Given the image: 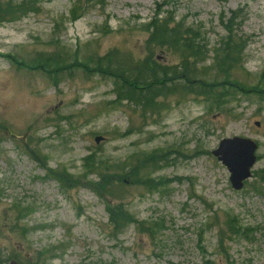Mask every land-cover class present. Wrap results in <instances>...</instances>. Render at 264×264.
I'll use <instances>...</instances> for the list:
<instances>
[{"label": "rangeland", "instance_id": "374dc122", "mask_svg": "<svg viewBox=\"0 0 264 264\" xmlns=\"http://www.w3.org/2000/svg\"><path fill=\"white\" fill-rule=\"evenodd\" d=\"M34 1L0 24V261L264 264V0ZM153 20L188 30L204 47L205 80L226 77L242 94L220 106L168 90L154 114L116 102L112 67L99 59L178 72L179 53L147 44ZM228 36L243 47L238 64L214 77ZM233 137L258 147L239 191L211 155ZM87 157L109 168L101 173L144 231L112 227L106 207L117 203L95 189ZM139 158L148 184L129 171Z\"/></svg>", "mask_w": 264, "mask_h": 264}, {"label": "trees", "instance_id": "16d2710c", "mask_svg": "<svg viewBox=\"0 0 264 264\" xmlns=\"http://www.w3.org/2000/svg\"><path fill=\"white\" fill-rule=\"evenodd\" d=\"M12 1L9 0L5 4V8L0 11V24L16 21L20 16L34 11V0H20L17 8L10 6ZM168 24L170 23L167 21L153 20L146 25L147 31L150 34L147 44L156 47H167L179 53L181 58L180 64L177 66L178 72L173 71L167 76L166 69H160L157 65L151 66L148 59L136 64L131 62H113L111 56L96 60L95 66L97 68H100L104 60L112 67L109 75L114 81L116 102L126 101L140 107L144 113L154 114L160 110L157 100L162 96H166L168 90L176 91L175 93L186 92L187 94H193L194 96L205 98L206 102L220 106L227 103L228 99L232 97L231 91L242 94L238 83H236L237 87H229L227 89L229 83H226V77L222 81L216 79L207 82L205 77L209 75V72L196 66V64L204 61V47L195 43V38L188 35L190 33L188 30H182L179 25L169 27ZM226 31L228 34H231V29L228 26H226ZM220 43V47L214 51L213 66L216 70L214 77L218 75H223L224 77V75H227L235 68V65L238 64V57L243 49L237 41L230 39L229 36L227 41H221ZM46 58L42 61L45 62V65L49 62V56ZM189 60H192L191 64H189ZM38 66L41 67L40 70L44 69L43 63H40ZM260 87L264 89V83H261ZM88 159L90 158L87 157L84 160L88 162L87 170L90 169L89 172L91 174V171H94L99 181H102L100 185H103V188H100L93 184L95 189L102 191L106 195H110L113 201L117 203L114 207L111 205H107L106 207L112 227L116 231H120L128 224H135L140 227V231H144L143 223L135 221L132 215L122 209L119 202L121 199L115 196L116 194L113 192L117 185L113 182L112 177L101 173V170L108 172L109 168L103 167V163L100 162L90 163ZM136 163V165L130 167L129 171L133 177L141 179V182L144 181V184H148L150 179L146 175L144 176L143 173V170L147 168L146 162L144 161L139 166V158L136 159ZM149 164L150 167L154 165ZM106 166L110 165L106 164ZM59 179H62V177ZM234 233L238 234L237 231H234ZM12 260L16 261V259ZM9 261L11 260L0 261V264Z\"/></svg>", "mask_w": 264, "mask_h": 264}, {"label": "water", "instance_id": "95a60500", "mask_svg": "<svg viewBox=\"0 0 264 264\" xmlns=\"http://www.w3.org/2000/svg\"><path fill=\"white\" fill-rule=\"evenodd\" d=\"M258 125L256 123V126ZM102 140L101 137L94 138L96 144ZM256 151L257 144L254 141L233 137L221 140L217 148L211 152L212 156L227 169L229 182L233 190H241L244 182L251 177V168L256 162ZM5 264L18 263L10 261Z\"/></svg>", "mask_w": 264, "mask_h": 264}]
</instances>
